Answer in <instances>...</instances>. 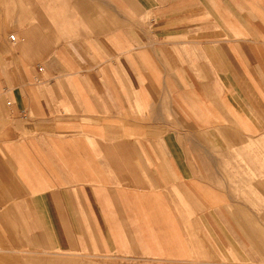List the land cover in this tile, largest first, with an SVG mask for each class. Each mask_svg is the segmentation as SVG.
I'll return each instance as SVG.
<instances>
[{
  "label": "rangeland",
  "instance_id": "1",
  "mask_svg": "<svg viewBox=\"0 0 264 264\" xmlns=\"http://www.w3.org/2000/svg\"><path fill=\"white\" fill-rule=\"evenodd\" d=\"M61 12L64 15L59 20L56 16ZM72 12L77 15L75 34L69 26ZM157 17L149 9H131L120 0H0V146L4 147L0 149V206L6 189L25 186L32 178L22 172L21 159L7 148L9 127L22 136L18 131L22 114L9 116L5 102L17 96L30 101L28 113L36 109L53 118L103 122L109 126L110 139L121 138L131 146L140 143V148L149 145L159 153L164 147L163 133L172 131V143L188 156V178L181 181L185 196L173 190L172 252L126 254L111 264H264V181L258 182L259 177L264 179V142L251 148L244 145L248 135L254 138L264 132L262 76L243 51L249 40L231 41L242 51L233 54L230 78L241 99L240 123L230 118L219 94V113L206 94L216 82L211 74L212 58L202 53L203 42L179 34L163 36L211 27L212 23L167 24L156 22ZM168 25L173 26L165 29ZM10 33L16 37L14 42L8 40ZM207 46L212 47L211 42ZM154 49L159 69L151 68L148 60L147 50L154 55ZM134 57L148 67V78L141 76V62L137 64ZM125 59L130 65L134 61V76L125 72ZM63 70L76 73L57 77ZM165 76L173 84L166 86ZM95 112L103 114L102 120L82 117ZM236 148L241 150L239 156ZM177 178L173 173L174 185ZM222 196L228 201L219 202ZM214 219L243 251V240L251 245L253 259L231 257L210 228ZM193 223L217 257L201 254L192 245L188 231Z\"/></svg>",
  "mask_w": 264,
  "mask_h": 264
},
{
  "label": "crops",
  "instance_id": "2",
  "mask_svg": "<svg viewBox=\"0 0 264 264\" xmlns=\"http://www.w3.org/2000/svg\"><path fill=\"white\" fill-rule=\"evenodd\" d=\"M120 1L131 9L155 12L156 22L212 23L211 27L163 36L179 34L203 42L202 53L212 58L211 74L217 83L206 89V94L214 104L219 94L230 118L243 121L238 113L239 91L231 80L233 54L242 51L231 43L237 38L249 40L250 44L243 51L249 55L252 67L260 71V83L264 85V0ZM62 5L61 1V10ZM63 15L61 12L56 17L60 20ZM71 16L69 26L75 34L77 15L72 12ZM34 18L39 19L36 15ZM210 42L212 47L207 46ZM147 51L151 68L159 69L156 49L154 55L153 51ZM122 53L117 56L119 62H122ZM134 61L141 62L138 64L140 74L148 78L150 72L143 60L134 57ZM134 61L130 65L123 60L129 76H134L131 68L136 66L132 64ZM74 73L63 70L56 76ZM164 78L166 86L173 84L170 76ZM5 102L9 116L22 114L18 130L22 136L18 137V132L9 127L7 148L21 159L22 172L32 178L25 186L6 189L1 196L4 205L0 206V264H111L126 254L172 252L173 190L179 197L185 196L181 181L187 180L189 165L185 151L177 150L172 143V131H165L161 137L162 152L141 144L142 152L140 143L131 146L124 139H110L109 126L103 122L78 117L53 118L36 109L28 113L30 101L17 96ZM215 110L219 113L217 103ZM82 117L102 120L104 116L95 112ZM263 142L264 132H260L254 138L248 135L244 145L251 148ZM235 151L239 156L241 150L236 148ZM253 158L251 162H258ZM173 173L180 180L177 178L175 185ZM263 181L259 177L258 182ZM184 186L187 190V182ZM227 199L222 196L219 202ZM219 208L222 213L221 206ZM246 217L250 224L251 215L247 213ZM221 224L214 219L210 228L231 257L236 261L253 259L255 253L251 245L243 240V248H246L243 251ZM192 228L188 229L189 240L198 252L217 257L200 229L194 223Z\"/></svg>",
  "mask_w": 264,
  "mask_h": 264
},
{
  "label": "built area",
  "instance_id": "3",
  "mask_svg": "<svg viewBox=\"0 0 264 264\" xmlns=\"http://www.w3.org/2000/svg\"><path fill=\"white\" fill-rule=\"evenodd\" d=\"M8 40L11 42H14L16 40V37L13 33L8 34ZM42 67H39V70H41Z\"/></svg>",
  "mask_w": 264,
  "mask_h": 264
}]
</instances>
